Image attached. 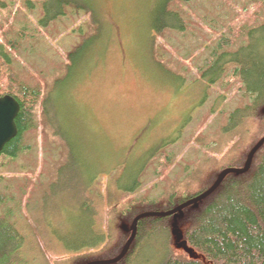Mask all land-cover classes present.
<instances>
[{
  "label": "rangeland",
  "instance_id": "obj_1",
  "mask_svg": "<svg viewBox=\"0 0 264 264\" xmlns=\"http://www.w3.org/2000/svg\"><path fill=\"white\" fill-rule=\"evenodd\" d=\"M1 1L0 22H3L9 13L1 6ZM8 1L14 7H23L16 20L10 19L12 23L27 25L28 31H41L39 43L33 41L30 46L27 40L21 42L22 48L15 54V65L31 71L41 70L46 87L51 85L54 75L60 76V82L47 99L49 128L42 121L38 107L40 125L27 140L30 147L25 154L10 163L0 157L1 189L10 190L13 177L22 179L30 175L27 171L32 168L28 163L30 156L37 164L32 174L33 185H38V178L46 180V170L54 163L45 151L47 144L56 145L51 157L61 154L59 149L63 148L58 142L65 143L68 150L63 176L51 186L47 197H39V209L33 202L24 207L23 200L19 216L13 217L25 239L23 256L32 264H46V261L56 264L73 258L74 251L65 243L77 246L86 241L84 232L90 218L85 200L89 197L95 200L92 207L96 212V225L108 224L113 205L129 197L161 194L172 178L184 174L180 164L186 159L203 155L225 158L231 153V136L245 132L246 121L235 130H231L232 126L227 128L219 136L217 145L215 138L208 137L214 128L230 120L231 111L246 104L247 98L242 95L240 82L230 77L228 70L222 80L206 86L195 68L202 64L221 34L230 35L233 28L259 20V3L192 0L181 6L184 12L178 10L182 13L184 31L159 32L153 25L165 0H79L90 10L75 13L68 8L56 21L55 28L60 35L55 38L52 26L47 32L38 23L39 0H30L31 8L22 6V0ZM22 11L28 13L29 23ZM190 19L194 23L189 25ZM80 38L84 39L81 50L67 60L68 69H60L56 74L59 62L66 60L65 50ZM160 42L162 57H170V61L174 60L171 65L184 71L180 75L184 76L182 84L170 72L171 66L158 62L154 48ZM66 88L70 89V98L63 101L59 97ZM158 110L166 111L167 122L162 126H159ZM78 118H83L81 126L86 134L79 128ZM180 118L185 119V123L180 132L175 133L174 126ZM166 140L165 151L155 147ZM143 141L142 148L149 151L140 184L130 193H123L119 187L132 185V177L144 159L138 144ZM165 154L170 156L169 167L162 170ZM205 168L200 174L203 179L193 181L189 192H196L206 174L211 172L210 166ZM82 192L84 199L80 197ZM76 199L79 205L83 203V209L80 210ZM184 228L185 223H182L173 233L172 248L187 258H197L196 250L186 243Z\"/></svg>",
  "mask_w": 264,
  "mask_h": 264
},
{
  "label": "trees",
  "instance_id": "obj_2",
  "mask_svg": "<svg viewBox=\"0 0 264 264\" xmlns=\"http://www.w3.org/2000/svg\"><path fill=\"white\" fill-rule=\"evenodd\" d=\"M191 1L165 0L153 27L159 32L170 29L184 31L182 13L178 10H182L181 6ZM255 2L259 3V20L247 26L233 28L230 35L221 34L220 40L211 47L202 64L195 68L198 78H202L206 86L216 83L228 70L231 73L230 77L240 82L242 95L247 98L246 104L239 105L231 111L230 120L214 128L213 134L208 136L211 139L215 138L217 145L219 136L223 135L227 128L232 126L231 130H235L238 125L246 121L243 129L245 132L231 136L232 139L229 140L231 153H226L229 156L215 159V157L203 155V157L186 159L184 164H180L184 174L172 178L161 194L155 197L148 194L129 197L113 205L110 212L111 220L108 224L96 225V212L92 207L95 200L89 197L87 201L85 200L86 212L90 218V223L84 232L86 241L77 246L65 243L66 247L72 249L75 254L73 258L63 259L56 264H84L117 256L130 235V230L125 231L122 226L130 228L136 215L145 211L172 209L206 190L224 168L243 166L250 148L264 136V0H249L247 3ZM1 4L8 9L9 16L6 17L7 20L0 22V95L11 94L20 104L15 118L18 133L5 143L0 153V157L10 163L17 157L23 156L30 147L27 140L33 137L40 125V120L37 118L38 107L42 111L44 124L47 127L50 125L47 117V99L50 98L53 88L58 87L60 76L54 75L55 79L53 78L51 85L46 87L41 70L31 71L24 66L18 68L15 65V54L21 50V42L27 40L30 46L34 42L39 43L41 31H28L29 26H19L10 21V19L18 18L23 7L19 5L14 7L8 0H2ZM30 5V0H22V6L31 8ZM38 7L41 14L38 18L40 27L48 32V27L52 26L55 38L60 35L59 29L55 28L56 21L67 13L68 8L75 13L90 10L89 6L79 0H39ZM22 12L29 23L28 13ZM171 17L175 19L171 20ZM190 23H194L192 19L189 25ZM240 36H243L242 39L237 38ZM83 41L84 39L80 38L65 50L66 60L59 62V66L54 71L56 74L60 69L64 71L68 69L67 60L73 59L81 50ZM159 44L154 48V52L159 57L158 62H166L171 66L170 72L182 84L184 76L180 75L184 71L180 72L177 66L171 65L174 60L170 61V57L165 59L162 57L159 50L162 43ZM69 90L66 88L61 91L59 98L63 101L68 100ZM81 120L83 121V118H78L77 123L84 132ZM144 142H138L140 143L139 151L145 154L142 155L144 159L132 177V185L119 187L123 193H130L140 184V175L145 167L149 151L142 148ZM77 143L79 144V140ZM57 145L63 148L59 149L61 154L57 157H51L55 151L54 142L47 144L48 148L45 146V151L54 161L53 166L50 165L46 170V180L38 178V185H33L35 179L32 174L37 164L30 156L28 163L32 168L27 169L30 175L22 179L11 178V188H8L10 189L8 191L0 187V264H32L23 256L25 239L16 222L13 221V217L19 216L18 212L21 211L23 200L26 202L24 207L27 203L33 202L36 203L35 208H37L39 197L40 199L43 196L47 197L52 191L51 186L58 177L63 176L62 168L67 165L68 150L65 143L58 142ZM157 145L155 147L159 150L160 145ZM161 148V152L165 151L163 146ZM164 161L160 167L162 170L169 167L170 156L166 155ZM1 166L2 163H0ZM207 166L211 167V172L206 174V179L202 181L200 188L196 192H189L192 182L202 178L200 174L205 172ZM1 178L2 176H0V182ZM168 180L166 176V182ZM80 194V197L83 196L84 199V193ZM76 202L80 210L83 209V203L79 205L77 199ZM182 223H185L186 243L196 250L197 258H187L185 255L176 253L172 248L173 233ZM46 264H49L48 261ZM112 264H264V144L255 152L251 165L245 173L227 174L219 186L197 204L185 207L180 214L140 218L128 251L119 261Z\"/></svg>",
  "mask_w": 264,
  "mask_h": 264
},
{
  "label": "water",
  "instance_id": "obj_3",
  "mask_svg": "<svg viewBox=\"0 0 264 264\" xmlns=\"http://www.w3.org/2000/svg\"><path fill=\"white\" fill-rule=\"evenodd\" d=\"M20 104L18 100L11 94H3L0 95V153L5 145L6 142H8L11 138L15 137L18 133L17 125L15 122V118L19 112ZM264 144V136H262L248 151L246 155V159L244 161L243 166L241 167H227L218 173L213 183L203 192L200 194H197L188 200L178 204L177 206L173 207L169 210H152V211H145L142 213H139L136 215L131 223V227H124L122 226L125 231L130 230V235L128 239L126 240L122 250L120 253L112 258L103 259V260H94L89 261L84 264H112L117 261H119L128 251L137 230V222L140 218L146 217V216H170L174 214H180L182 210L190 205L197 204L199 201L207 197L209 194H211L222 182L224 177L229 173L234 174H243L245 173L252 162V158L255 154V152ZM174 232H177L174 231Z\"/></svg>",
  "mask_w": 264,
  "mask_h": 264
},
{
  "label": "flooded vegetation",
  "instance_id": "obj_4",
  "mask_svg": "<svg viewBox=\"0 0 264 264\" xmlns=\"http://www.w3.org/2000/svg\"><path fill=\"white\" fill-rule=\"evenodd\" d=\"M165 112H166V111H164V110H162V111L158 110V111H157V113L160 114V115H158V116H159V118L161 119V121H160V123H159V126L162 125V124H164L165 122H167V119L164 117ZM177 118H179V117L177 116ZM184 123H185V120H181V119L178 120L176 126H174V130H173V132L176 133V132H178L180 129H182L181 127L184 125ZM179 132H180V131H179ZM166 143H168L167 140L164 141L163 143H160V149H162L161 146L165 145Z\"/></svg>",
  "mask_w": 264,
  "mask_h": 264
}]
</instances>
